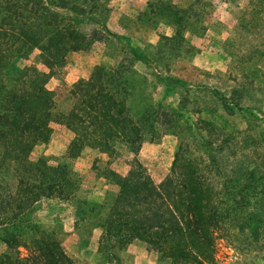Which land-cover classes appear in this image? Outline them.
I'll use <instances>...</instances> for the list:
<instances>
[{
  "label": "trees",
  "instance_id": "1",
  "mask_svg": "<svg viewBox=\"0 0 264 264\" xmlns=\"http://www.w3.org/2000/svg\"><path fill=\"white\" fill-rule=\"evenodd\" d=\"M94 1L0 0V240L6 244L0 264H75L58 235L31 217L42 199L68 200L80 190L76 171L50 165L44 157L31 158L36 145L50 140L52 122L64 123L77 135L70 158L86 147H108L114 139L126 141L132 151L143 142V129L128 113L130 92L121 68L96 65L90 78L82 79L85 93L76 96L72 108L54 109L55 91L47 87L51 76L64 67L71 51L103 39L100 29L87 34L81 25L98 23L114 35L95 15V5L88 6ZM33 48L39 49L47 71L21 65ZM204 123L218 136L224 134L211 121ZM226 135L210 143L208 159L200 156V163L182 139L160 183L138 159L126 175L105 167L100 174L117 184L118 192L103 202L80 201L83 217H97L103 230L101 249L123 250L140 239L171 264H213L215 233L225 229L228 218L255 237L264 233V155L252 157L247 139L240 145L236 132ZM214 163L230 166L222 188L209 167Z\"/></svg>",
  "mask_w": 264,
  "mask_h": 264
},
{
  "label": "rangeland",
  "instance_id": "2",
  "mask_svg": "<svg viewBox=\"0 0 264 264\" xmlns=\"http://www.w3.org/2000/svg\"><path fill=\"white\" fill-rule=\"evenodd\" d=\"M92 5L114 35L98 23L81 25L87 34L100 29L103 39L85 50L71 51L64 67L51 76L47 87L55 91L54 109L72 108L85 93L82 79H89L96 65L121 68L130 92L128 113L145 136L137 151L114 139L108 147H86L70 158L77 135L64 123L52 122L50 140L36 145L31 158L44 157L50 165L76 171L80 190L68 200L42 199L31 217L58 235L75 264H171L140 239L123 250L101 249L103 230L97 217H83L80 201L103 202L109 193H117L118 185L100 172L109 167L126 175L134 159L160 183L170 173L182 139L199 163L200 156L208 159L210 143L230 132H236L240 145L248 140L246 150L252 157H263L264 0H95L88 3ZM20 63L47 71L38 48ZM204 120L224 134L206 129ZM209 167L222 188L230 166ZM227 222L215 233L213 264H264V233L255 237L232 219ZM5 250L0 240V254Z\"/></svg>",
  "mask_w": 264,
  "mask_h": 264
}]
</instances>
